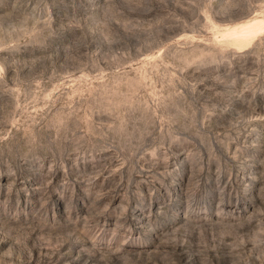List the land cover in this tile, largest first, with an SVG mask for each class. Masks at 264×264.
Returning <instances> with one entry per match:
<instances>
[{
    "label": "rangeland",
    "instance_id": "374dc122",
    "mask_svg": "<svg viewBox=\"0 0 264 264\" xmlns=\"http://www.w3.org/2000/svg\"><path fill=\"white\" fill-rule=\"evenodd\" d=\"M263 26L264 0H0V264H264Z\"/></svg>",
    "mask_w": 264,
    "mask_h": 264
},
{
    "label": "bare ground",
    "instance_id": "6f19581e",
    "mask_svg": "<svg viewBox=\"0 0 264 264\" xmlns=\"http://www.w3.org/2000/svg\"><path fill=\"white\" fill-rule=\"evenodd\" d=\"M258 25H260V24H259V21H254V22H252V23L249 24V28L252 29V28H254V27L258 26ZM263 29H264V26L262 27L261 30H263ZM261 30H260V31H261Z\"/></svg>",
    "mask_w": 264,
    "mask_h": 264
},
{
    "label": "snow or ice",
    "instance_id": "6c2138e0",
    "mask_svg": "<svg viewBox=\"0 0 264 264\" xmlns=\"http://www.w3.org/2000/svg\"><path fill=\"white\" fill-rule=\"evenodd\" d=\"M233 15H236V17L237 18H239V13L238 12H235V13H233ZM230 17H223V18H221L222 20H227V19H229Z\"/></svg>",
    "mask_w": 264,
    "mask_h": 264
}]
</instances>
